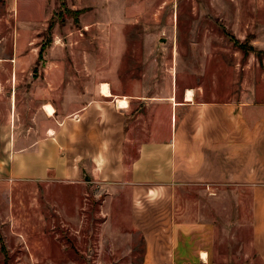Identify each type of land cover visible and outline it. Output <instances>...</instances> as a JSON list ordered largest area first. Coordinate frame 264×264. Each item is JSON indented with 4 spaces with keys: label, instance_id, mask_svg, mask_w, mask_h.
Segmentation results:
<instances>
[{
    "label": "rangeland",
    "instance_id": "obj_1",
    "mask_svg": "<svg viewBox=\"0 0 264 264\" xmlns=\"http://www.w3.org/2000/svg\"><path fill=\"white\" fill-rule=\"evenodd\" d=\"M38 1L41 10L0 0V123L21 111L30 76L47 64L110 78L128 97L193 90L197 101H264V0ZM91 21L98 30H82ZM1 133L10 143L13 129ZM4 150L0 264H258L248 189L183 187L170 206L158 193L137 205L99 183L15 179Z\"/></svg>",
    "mask_w": 264,
    "mask_h": 264
},
{
    "label": "crops",
    "instance_id": "obj_2",
    "mask_svg": "<svg viewBox=\"0 0 264 264\" xmlns=\"http://www.w3.org/2000/svg\"><path fill=\"white\" fill-rule=\"evenodd\" d=\"M45 4L37 0L40 10ZM96 24L83 23L82 30H98ZM21 26L27 30V20ZM121 44H110L117 55ZM49 66L30 76L21 111L0 123V135L13 129L10 143L0 137V167L10 145L15 179L99 183L129 191L137 205L158 193L168 196L164 203L170 206L183 187L248 189L251 245L258 264H264V101H197L193 90L191 100L176 90L128 97L112 92L110 78L64 74ZM14 77L8 79L10 105ZM103 81L108 96L99 92Z\"/></svg>",
    "mask_w": 264,
    "mask_h": 264
},
{
    "label": "bare ground",
    "instance_id": "obj_3",
    "mask_svg": "<svg viewBox=\"0 0 264 264\" xmlns=\"http://www.w3.org/2000/svg\"><path fill=\"white\" fill-rule=\"evenodd\" d=\"M99 92L102 96H108L110 93L109 86L107 84H101L99 87ZM193 97V92L192 90H187L186 91V99L191 100ZM122 105V103H120Z\"/></svg>",
    "mask_w": 264,
    "mask_h": 264
}]
</instances>
